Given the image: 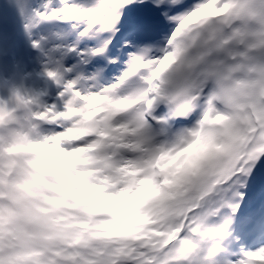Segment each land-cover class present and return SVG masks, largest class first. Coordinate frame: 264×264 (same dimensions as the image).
<instances>
[{"label":"snow or ice","instance_id":"1","mask_svg":"<svg viewBox=\"0 0 264 264\" xmlns=\"http://www.w3.org/2000/svg\"><path fill=\"white\" fill-rule=\"evenodd\" d=\"M0 264H264V0H0Z\"/></svg>","mask_w":264,"mask_h":264}]
</instances>
